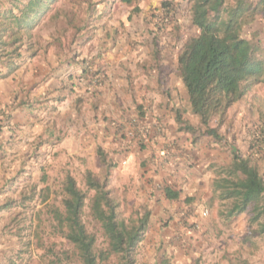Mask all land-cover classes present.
<instances>
[{
	"label": "rangeland",
	"instance_id": "rangeland-1",
	"mask_svg": "<svg viewBox=\"0 0 264 264\" xmlns=\"http://www.w3.org/2000/svg\"><path fill=\"white\" fill-rule=\"evenodd\" d=\"M234 1L225 0L224 6L231 8ZM26 3L0 0V29L6 14H17ZM41 9L19 58L4 56L13 46L0 48L5 53L0 81L15 87L20 103H30L36 87L28 82L36 77L28 68L43 62L50 68L45 59L50 56L57 67L53 102L76 97V118H69V125L83 121L84 126L89 118L100 134L80 163L47 150V139L34 143L24 125L0 121V209L7 207L0 210V264H81L63 236L67 177L87 194L83 220L97 239L100 264H119L114 256L104 261L106 242L89 217L94 192L85 185L88 173L118 204V220L136 221L150 212L136 264H264V239L250 215L225 219L226 206L212 189L219 170L233 160L231 147L250 156L264 180V148H250L264 133V83L252 86L222 123L212 119L209 127L222 139L216 141L191 114L177 71L185 43L199 34L189 0H142L132 6L120 0H46ZM241 35L259 45L264 61V15L256 12ZM13 66L20 76L9 73ZM38 77V87L50 80L42 71ZM48 96L43 92L38 99ZM54 126L61 135L65 120ZM165 188L179 193L178 200L166 199Z\"/></svg>",
	"mask_w": 264,
	"mask_h": 264
},
{
	"label": "trees",
	"instance_id": "trees-1",
	"mask_svg": "<svg viewBox=\"0 0 264 264\" xmlns=\"http://www.w3.org/2000/svg\"><path fill=\"white\" fill-rule=\"evenodd\" d=\"M45 1L27 0L17 14H6L0 29V48L13 46L14 49L8 54L2 51L0 55L10 56L9 59L14 55L20 57L18 49L23 38H31L34 21L42 15L41 7ZM139 1L142 0H120L127 6ZM189 1L192 24L199 30V34L185 43L177 57V71L191 114L205 127L206 135L221 141L217 130L210 128L209 123L215 117L219 124L222 123L229 109L252 86L264 83L261 49L258 44H251L241 35L243 27L253 20L256 12L264 15V0H256V8L252 7L253 0H235L231 8L224 6L225 0ZM135 12H138V8L134 9ZM17 69V66H13L9 73ZM176 121L183 124L179 115ZM183 129L194 132L188 125H184ZM259 135L252 141L250 148L253 150L264 148V133ZM230 150L233 160L230 165L221 168L218 177L212 181L213 192L226 206L222 211L225 219L247 212L250 222L256 226V232L264 239V180L250 156L240 155L234 147ZM85 185L88 191L94 192L88 211L106 242L104 261L114 256L119 264H136L135 251L147 231L150 212L146 210L136 221L118 220V204L111 199L104 185L94 180L90 173ZM62 192L65 209L64 239L74 247L81 264H100L97 239L88 232L83 220L87 194L76 187L71 177L65 179ZM163 192L168 200L179 198V193L169 188ZM6 208L1 207L0 210Z\"/></svg>",
	"mask_w": 264,
	"mask_h": 264
},
{
	"label": "crops",
	"instance_id": "crops-1",
	"mask_svg": "<svg viewBox=\"0 0 264 264\" xmlns=\"http://www.w3.org/2000/svg\"><path fill=\"white\" fill-rule=\"evenodd\" d=\"M50 56L45 58L50 63V68L43 62L41 65H32L28 68L30 72L35 74L36 78H33L32 81H29V85L36 87L33 88V92L29 95V102L23 105L20 101L16 100V94H14L15 87L9 85L4 81H0V121L2 125L12 126L17 125L26 128L27 132L31 136V140L40 141L42 139H47V142L50 141V145L47 147V150H52V152H59V154H66L67 156L72 157L71 159L78 160L80 163L85 160V153L88 155L87 150L94 147V144L91 142L96 135L100 134L98 132L99 127H96L95 121L86 120L85 125L81 123H76L69 125V118L75 120L77 106L76 97H73L74 100L67 101L65 104L57 105L56 102H53L55 94L53 89H57L58 86L53 82V76L55 69ZM59 69V68H58ZM32 70V71H31ZM40 71V72H39ZM46 75L49 74L50 79L47 84L43 87L35 85L40 79L39 74ZM15 76H20L19 71L16 70L12 73ZM16 74V75H15ZM75 89V87L73 88ZM43 92H46L49 100L40 101L38 99L39 95H43ZM72 94H75L72 93ZM74 104V105H73ZM2 115H7V122H4V117ZM65 120V131L60 135L59 129L57 126H54V122L57 120ZM108 127V126H106ZM11 128V127H10ZM108 129H105L104 132L108 133ZM93 134V136H92ZM59 138V139H56ZM55 139V140H54ZM93 153V152H91Z\"/></svg>",
	"mask_w": 264,
	"mask_h": 264
}]
</instances>
